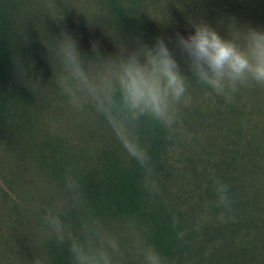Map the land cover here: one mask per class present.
<instances>
[{"label":"trees","instance_id":"16d2710c","mask_svg":"<svg viewBox=\"0 0 264 264\" xmlns=\"http://www.w3.org/2000/svg\"><path fill=\"white\" fill-rule=\"evenodd\" d=\"M39 1L0 0V147L6 212L2 218L6 231L2 234V264H33L34 259L39 264H110L96 235L94 222L101 215L132 219L155 252L175 259L177 264L196 251L202 261L208 242V264H264V120L262 126L242 122L237 103L225 104L219 110L222 97L204 112L214 124L221 113L222 121L235 126L233 134H241L230 157L215 162L213 176L204 178L205 195L199 197L208 201L213 216L221 214L222 221L211 227L205 224L202 232H187L185 212L166 195L167 185L157 177L164 168L162 154L169 143L168 129L150 117L139 120L140 132L148 138L142 161L106 149L97 157L98 168L93 175H74L66 168L70 155L60 153L57 144L45 134L40 137L37 130L41 104L35 101L36 94L46 89L52 65L58 62L52 61L51 52L41 54L46 47L43 42L48 33L54 38L60 36L61 25L44 31L34 9ZM105 3L126 31L142 36L144 1ZM175 59L184 63L186 58ZM107 104L104 114L112 121L125 117L116 101ZM246 132L250 134H243ZM29 165L53 180L56 190L67 198V205L54 208L53 199L46 193L35 210L34 198L17 187L22 167ZM21 202H25L28 216L24 211L22 215ZM20 216H25V225ZM50 221H58L59 228ZM31 224L47 235L40 239L34 236L33 240L28 235L25 242L22 233L30 231ZM20 244L35 257H23Z\"/></svg>","mask_w":264,"mask_h":264},{"label":"rangeland","instance_id":"374dc122","mask_svg":"<svg viewBox=\"0 0 264 264\" xmlns=\"http://www.w3.org/2000/svg\"><path fill=\"white\" fill-rule=\"evenodd\" d=\"M44 1L40 0L37 6L34 5L44 31L47 32L50 26L60 23V36L56 39L61 37L62 31L68 32L76 40L78 51L85 64L97 60L96 52L100 57L107 59L121 54L126 56L128 50L136 49L141 45L152 47L157 37L164 39L174 57L182 59L185 56L176 44V34L179 33L187 38L194 31L193 22H205L222 36L227 35L230 24L237 27L250 26L264 29V0H142L146 3V7L141 18L145 27L141 37H135L125 30L118 17L107 8L105 0ZM93 43L97 45L95 52ZM43 44L46 47L42 48L41 54L51 52L52 55L49 56L52 61L57 59L58 62L52 65L53 73L50 81L45 85L46 89L44 90L43 87L40 92L35 89L38 92L36 95L39 94L35 101L41 104L38 109L40 114L37 118V130L41 132L40 137L45 134L46 139L56 143L60 153L70 155L66 168L73 171L71 173L74 175L91 176L98 168L97 157L103 150H115L122 157L130 156L124 146L125 135L138 143L144 152L148 138L140 132L139 121L127 124L125 117L115 118V121H112V118L104 114L108 110V102L102 94L93 99L74 84L73 88L80 107L73 106L69 95L57 83L58 78L66 74V70L57 54L53 34L48 33ZM177 63L181 72L190 78L188 91L191 102L187 106H181L176 122L170 128L166 127L169 143L165 153L162 154L164 163L162 174H158L157 177L167 185L166 195L185 212L186 230L191 233L193 230L200 232L207 223H210L209 227H211L217 221H222L221 214L213 216L208 201L204 198L200 199L199 196L205 195V176H213L215 162L230 157L232 153L230 150L235 148L237 136L241 133L233 134L235 126L231 122L222 121L224 115L221 113L218 120L213 117L216 124L212 119L204 116V112L209 107L216 106L217 97L221 96L212 93L211 89L191 78L192 73L187 67L186 59L184 63L182 61ZM89 71L95 76L99 71L98 66L95 63L90 64ZM222 98L224 102L217 107L219 110L225 104L237 103L242 110V122L246 123L249 120V125L262 126L264 86L241 87L229 98ZM209 119L211 125L208 123ZM114 122L123 123L125 130L122 132L120 128L114 126ZM19 176L21 183L17 187L23 192L26 189V194L34 198L32 203H36L33 204L35 210L41 205L39 202L46 193L53 199L54 208L67 205V198L56 190L53 180L42 172L34 171L31 165L22 167ZM2 203L1 146L0 264H2V234H6L2 227V218L4 219L6 214ZM25 205V202L20 203L22 215L24 211L28 216ZM24 217L20 216L22 222L25 221ZM25 222L22 225H25ZM94 223L102 253L110 264H146L145 253L149 250L155 252L147 243L141 228L130 218L101 215ZM31 225L33 226L30 227V231L33 232L22 231L25 242L28 235L32 240L34 236L40 239L47 235L45 231H39L37 225ZM44 227L40 226V228ZM210 244L208 242L205 245L202 261L196 256V251L180 264H208L207 258L211 252L207 246ZM19 247L24 254L23 257H35L28 248L24 247V244H20ZM156 254L160 257L161 264H177L175 259L169 260L165 256Z\"/></svg>","mask_w":264,"mask_h":264},{"label":"clouds","instance_id":"9594fccd","mask_svg":"<svg viewBox=\"0 0 264 264\" xmlns=\"http://www.w3.org/2000/svg\"><path fill=\"white\" fill-rule=\"evenodd\" d=\"M62 19V18H61ZM194 31L187 38L176 34V44L186 58L191 78L211 89L212 93L229 98L241 87L264 86V29L237 27L230 24L227 35L222 36L205 22H193ZM57 54L66 74L57 83L69 95L74 107L80 102L74 91L75 84L93 99L101 94L111 103L116 101L127 124L150 117L160 125L170 128L177 119L181 106L191 102L188 76L161 37L152 47L141 45L107 59L85 64L77 42L66 31L55 38ZM94 52L97 45H92ZM95 63L98 73L90 74L89 65ZM125 130V125L114 122ZM124 146L134 158L143 160L144 153L132 138L123 137ZM222 186V190H223ZM57 229L58 221H50ZM146 264H161L160 257L152 250L145 253ZM33 264H39L34 259Z\"/></svg>","mask_w":264,"mask_h":264}]
</instances>
